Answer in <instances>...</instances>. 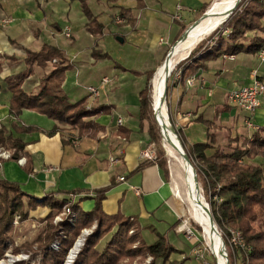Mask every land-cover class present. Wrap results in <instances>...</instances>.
Segmentation results:
<instances>
[{
	"label": "crops",
	"instance_id": "0c3cea01",
	"mask_svg": "<svg viewBox=\"0 0 264 264\" xmlns=\"http://www.w3.org/2000/svg\"><path fill=\"white\" fill-rule=\"evenodd\" d=\"M214 1L139 0V6L138 0H118L114 4L88 0L90 11L104 26L102 38L96 41L85 31L87 20L78 1L0 0V126L10 129L16 124L40 130L15 135L27 144L22 156L31 160L34 174H26L14 161H5L0 164V179L17 183L24 193L39 200L51 196L63 201L69 194L62 192L81 190L71 196L83 213L93 209L94 191L112 183L101 203L106 215L120 212L137 217L141 227L149 226L164 234L183 252L171 255L170 260L187 256L184 241H188L175 231L185 214L184 204L174 194L175 181L170 172L164 173L153 160L141 157L142 152L152 150L153 144L147 122L141 130L139 127V94L147 74L157 71L183 32ZM178 5L180 11L176 10ZM120 9L128 13L122 17ZM42 44L59 47L73 64L62 84L70 103L86 99L89 107L111 108L110 113L94 118L104 128L95 139L76 138L73 131L75 139L64 144L66 136L61 133L46 135L54 122L44 115L28 110H22L17 118L9 114L11 93L6 79L24 68L23 49L38 51ZM94 48L110 59L94 60ZM203 50V57L210 52L205 46ZM200 66L197 70L186 69L172 89L176 99L172 121L186 145L205 143L213 134L216 144L222 145L227 136L250 138L254 130L264 127V98L252 114L236 109L228 101L232 90L252 83V71L257 70L264 83V62L258 61L257 54H224L204 60ZM41 73L34 69L22 84L24 91L37 89ZM189 78L192 82L188 85ZM90 87L96 93L90 94ZM249 119L252 128L246 126ZM118 128L129 130L127 139L117 135ZM204 153L211 156L214 149ZM47 168L53 171L46 172ZM49 212L46 206H37L28 212V222L41 225L38 221ZM145 233L151 238L145 239ZM141 238L147 244L155 241L149 229L141 231Z\"/></svg>",
	"mask_w": 264,
	"mask_h": 264
},
{
	"label": "trees",
	"instance_id": "16d2710c",
	"mask_svg": "<svg viewBox=\"0 0 264 264\" xmlns=\"http://www.w3.org/2000/svg\"><path fill=\"white\" fill-rule=\"evenodd\" d=\"M80 3L81 12L87 20L85 31L95 40L102 38L104 26L98 22L88 6V0H70ZM114 4L118 0H105ZM139 5V0L137 2ZM140 6V5H139ZM203 9L201 15L206 12ZM128 10L120 9L119 15L125 16ZM251 34V36H248ZM205 49L209 54H202ZM264 49V0H241L238 8L230 17L211 32L206 38L199 41L189 52L184 61L180 62L181 75L186 69L197 70L204 60L217 58L221 55L234 56L239 53L254 55ZM24 68L18 74L6 79L7 90L11 93L9 114L17 118L22 110H28L52 120L55 124L46 132L48 137L58 133L60 126H68L76 131V138L95 139L104 128L94 121L95 117L110 113L108 106L89 107L86 99L76 103L68 101L62 89L65 73L73 68L64 51L56 46L42 44L38 51L23 49ZM91 56L94 60L110 59L108 54L101 53L95 48ZM12 60V63H14ZM191 65V66H188ZM118 69L124 70L117 66ZM38 68L42 72L39 77L37 89L26 92L22 88L24 80ZM154 72L147 74V82L139 94V127L149 121L151 108V83ZM172 74V72H171ZM40 132L32 126H17L11 124L10 129L0 126V149L9 150L10 158L2 160L16 162L23 157L26 143L15 135ZM121 132H124L122 134ZM147 133L150 143L157 144L160 136L156 125L149 121ZM130 134L129 130L118 128L117 135L125 139ZM180 140L186 149L190 161L196 168L197 177L204 190V195L209 196L210 212L220 230L228 253V260L233 262L239 255L241 262L246 264H264V127L257 128L250 138L227 136L222 145L216 144L215 135H208L205 143H197L186 147L185 142L178 132ZM75 138L69 136L62 140L65 144ZM214 149L211 156L205 155V150ZM154 161L164 173L167 174L161 154ZM261 159L257 163L256 159ZM147 163L138 167L141 170ZM22 170L33 175L32 163L25 158ZM113 184L94 191V207L90 212H79L76 204L70 210L75 214L73 223L68 222V217L63 222L53 224L54 217L61 212L67 200L57 201L46 196L39 200L24 193L15 182L0 179V259L9 247L14 245V217L23 223L28 220V212L37 206H46L50 212L38 222L42 224L37 234L31 241H26L12 247L11 252L18 254L24 252L29 258L17 261L14 264H63L67 251L73 241L85 228H90L94 223L96 228L89 235L79 251L74 264H122L136 260L142 263L150 258L149 264H184L188 258L170 260L171 255H182L183 252L175 248L164 234L155 232L151 227H141L137 217L124 216L120 212L106 215L102 211L101 203L105 194ZM81 190L64 191L62 193L74 195ZM173 226L172 228H175ZM149 229L155 236V241L147 244L141 238V231ZM133 231L132 234H129ZM230 231L239 232L241 244L230 245ZM109 236L103 247H97L102 239ZM59 241V250L54 251L51 245Z\"/></svg>",
	"mask_w": 264,
	"mask_h": 264
},
{
	"label": "bare ground",
	"instance_id": "6f19581e",
	"mask_svg": "<svg viewBox=\"0 0 264 264\" xmlns=\"http://www.w3.org/2000/svg\"><path fill=\"white\" fill-rule=\"evenodd\" d=\"M238 2L239 0H219L210 12L208 9L206 17L200 20L201 22L197 24L194 29H189L187 33V39L176 44L168 58L163 61V63L160 65V68L155 72L151 83L152 108L159 122L162 146L168 157L179 162L183 171L184 188L182 192H180L181 190H179V188L176 186L175 181L173 185L174 194L177 197L178 195L182 196L185 202L188 204L189 214L192 222H194L195 225L201 230L204 240L211 250L217 264H226L223 248L224 243L217 226L215 225V229L212 227L209 210L205 205L204 199L201 195L200 188L196 181L194 168L190 162L185 159L184 150L178 138L176 137V134H174L171 128L167 114L168 111L166 107L165 93L167 89V81L172 72L174 64L178 60L186 57L188 51L201 38L207 37L208 34L212 32V29H214L215 26L226 17L227 13L233 10ZM81 245V241H78L75 244L68 257V262H70L75 257Z\"/></svg>",
	"mask_w": 264,
	"mask_h": 264
},
{
	"label": "rangeland",
	"instance_id": "374dc122",
	"mask_svg": "<svg viewBox=\"0 0 264 264\" xmlns=\"http://www.w3.org/2000/svg\"><path fill=\"white\" fill-rule=\"evenodd\" d=\"M218 1L219 0H215L213 2L215 4H214V6L212 8L215 7V5L217 4ZM212 4L210 5V7L212 6ZM257 55H258V53H257ZM182 61H184V60L183 59L178 60L174 64V66L172 68V74H170V76L168 78V81H167V92H166V107H167V111H168L167 114H168V118H169V122H170L171 128H172L174 134H176V137L178 138V140H179V142H180V144H181V146H182L185 154L187 155L186 149H185L184 145L182 144V142L180 140V137H179L177 128H176V126H174L173 121H172V119H173L174 106H175V103H176V99H175V96H174L175 95L174 94V90H172V89L174 88L175 84L179 80H181V78L180 79H175V76H177V74H178L179 71L181 72L182 66H181L180 62H182ZM154 73H153V75H154ZM180 76L182 77V75H180ZM152 79L153 78H151L150 83H152ZM153 115L155 116V114L153 112V108H152V99H151V108H150L149 121H150V123L153 122L156 125L157 130H158V135L160 136V139H159V141H158L157 144H155V145L153 144L152 145V150H150V151L153 152V156H154V159L153 160L154 161L155 160L158 161V158L157 157L159 156V152H160L161 159L164 162V165H165L167 174L169 175V172H170V174L173 176L174 181H176V186L179 188V190H181L180 192H182V190L184 188L182 168H181V166H180V164H179V162L177 160H175V159L170 158V157L167 156V154H166V152H165V150H164V148L162 146V139H161L160 128L158 127L159 126V122H158V120H157V118L155 116V118L157 120V124H158L157 125L156 122H155V120H154V116ZM149 121L147 122V124H149ZM73 131L74 130H71V128H69L68 126H60L58 133H61L62 135L66 136L65 138L67 139L69 136H73L72 135V132ZM185 146L186 147H189L188 145H185ZM10 155H11V152L9 150L0 149V158H2V160L9 159L10 158ZM21 159H23L22 164H20V160ZM189 161H190V159H189ZM256 162L257 163H259V162L261 163L262 161H259L258 160ZM16 163L18 165H20V166H23L24 163H25V160H24L23 157H21L19 160L16 161ZM190 164L192 165V167L196 171V168H195V166L193 165V163L191 161H190ZM45 171L46 172H52L53 169L47 168ZM196 176H197V171H196ZM196 181H197L198 186L200 188L201 195H202V197L204 199L205 205L207 206V208L209 210L210 209V204H209V198L210 197L204 195V190L202 188L201 183L198 180V177H197ZM178 197L182 201V203L184 204V210H185V214L182 217V219L180 221V224L183 221H186L187 224H188L187 226L190 228V230L192 232L191 239L188 242H185L184 241V244L186 245V251L188 253V255L186 256L188 258V260L186 261V264H217L216 261H215V258L213 257V254H212L211 250L209 249V247L207 246V243L204 240V237H203V235L201 233V230L195 225L194 222H192V219H191L190 214H189L188 204L185 202V200L183 199L182 196L178 195ZM62 212H63V208L61 209V212L59 214H61ZM59 214H57V215H59ZM56 216L53 219V224L54 225L58 224L56 222ZM75 219H76L75 214L71 213V216L68 217V222L69 223H73L75 221ZM15 222H16V224H15ZM13 224H14V236H13L14 245L12 247L18 246V245H20V244H22V243H24L26 241H28V242L31 241L34 238V236L37 234V231L42 226V224L41 225H38L37 223H33V222H30V221L28 222V220L25 221V222H23V223H19L17 221V216L14 217ZM95 228H96V224L94 223L90 228H85V229H82L80 231V234L73 241V244H72L71 248L67 251L66 256L64 258V261H63V264H74L75 259L77 258V255H78L79 251L81 250V248L84 245L85 239L89 235H91L93 233V231L95 230ZM217 229H218V227H217ZM218 231L220 233V230L219 229H218ZM85 232H87V233H85ZM132 233H133V231H130L129 232V234H132ZM220 235H221V233H220ZM108 238H109V236L105 237L104 239H102L100 241V243H99V245L97 247L98 250H100L103 247L105 241ZM144 238L145 239H149L151 237H149V235L147 233H145ZM221 238H222V241L224 243L223 248H224V257H225L226 264H241V261L242 260H241V257L239 255H236L234 257L233 262H230L228 260V257L227 256H228L229 250H227V248H226V245H225V242H224V238L222 237V235H221ZM180 239L182 240V238H180ZM78 241H81L82 242V245L78 249V252L76 253L75 257L70 262H68L69 261L68 260V257L70 255L71 251L73 250L75 244ZM182 242H183V240H182ZM12 247L11 248L9 247V249H7L5 251L3 258L0 259V264H14L17 261H25V260H28V258H29L28 254H26V253H24L22 251L19 252L18 254H13L11 252ZM59 247H60L59 241L58 242L55 241L51 245V249H53L54 251L59 250ZM24 256H27V258L23 259L22 257H24ZM16 259H17V261L14 262L13 260H16ZM37 261L38 260L36 259L35 264H37ZM149 262H150V258H146L142 263H138L136 260H134L131 263H128V261L125 260V261L122 262V264H149ZM156 264H160V263L157 262Z\"/></svg>",
	"mask_w": 264,
	"mask_h": 264
},
{
	"label": "built area",
	"instance_id": "2783aa9c",
	"mask_svg": "<svg viewBox=\"0 0 264 264\" xmlns=\"http://www.w3.org/2000/svg\"><path fill=\"white\" fill-rule=\"evenodd\" d=\"M177 11L181 10V7L178 5L176 8ZM174 18L178 19V13L174 14ZM258 61L260 63L264 62V49L260 50L257 55ZM181 72L179 71L177 76H175V79H180L181 78ZM251 77H252V83L247 86H242L239 88H236L232 90L229 95H228V101L229 103L235 107L236 109L245 112L247 114H252L257 108L260 107L261 101L264 98V83L259 79L258 77V71L254 70L251 72ZM192 82V79L189 78L186 80V83L189 85ZM88 92L90 94L96 93L94 88H87ZM246 126L249 128H252L253 125L249 120L246 121ZM142 159L146 160H153V152L150 150H147L145 152H142L141 154ZM23 159L20 160V164H22ZM120 181H123V178H120ZM73 204L72 202V196L69 195L67 198L66 203L64 204L63 212L59 215L56 216V222L60 223L62 222L66 217L71 216V210L70 207ZM16 224V222H15ZM187 222L183 221L181 224H179L175 231L177 234H180L184 237L186 241H189L192 237V232L190 228L187 226ZM87 233V232H85ZM229 244L238 246L241 244V237L239 232L235 231H230V239H229ZM23 259L27 258V256L22 257ZM14 262L17 261L13 260ZM241 264H246L244 262H241Z\"/></svg>",
	"mask_w": 264,
	"mask_h": 264
},
{
	"label": "water",
	"instance_id": "95a60500",
	"mask_svg": "<svg viewBox=\"0 0 264 264\" xmlns=\"http://www.w3.org/2000/svg\"><path fill=\"white\" fill-rule=\"evenodd\" d=\"M240 2H241V0H239V2L236 4V6L233 8V10L232 11H230L229 13H227V15H226V17L218 24V25H216L215 26V28L214 29H212V32L215 30V29H217L218 27H220V25L221 24H223L229 17H230V15L238 8V6H239V4H240ZM206 15H207V11L204 13V14H202V16H200V18L197 20V21H195L189 28H187L184 32H183V34L181 35V37L179 38V40L177 41V42H175V44L170 48V50L168 51V53L166 54V57H165V59H164V61L168 58V56L170 55V53H171V51L173 50V48L176 46V44L177 43H179V42H181V41H184V40H186L187 39V37H188V31H189V29H194L195 27H196V25L198 24V22L200 21V20H202V19H204L205 17H206ZM210 34V33H209ZM208 34V35H209ZM205 37H203V38H201L199 41H201L202 39H204ZM198 41V42H199ZM197 42V43H198ZM197 43H195V45L197 44ZM194 45V46H195ZM194 46L188 51V54H187V56L186 57H184L183 58V60L184 59H186L187 57H188V55H189V52L194 48ZM155 74V73H154ZM154 76V75H153ZM153 78V77H152ZM166 92H167V89H166ZM165 96H166V93H165ZM154 116V115H153ZM154 120H155V122H156V124H157V120H156V118H155V116H154ZM158 125V124H157ZM159 127V126H158ZM184 156H185V159L187 160V161H189V159H188V157H187V155L185 154V152H184ZM190 162V161H189ZM194 173H195V177H196V179H197V176H196V171H195V169H194ZM209 214H210V217H211V224H212V227L215 229V222H214V220H213V218H212V215H211V212H210V209H209Z\"/></svg>",
	"mask_w": 264,
	"mask_h": 264
}]
</instances>
